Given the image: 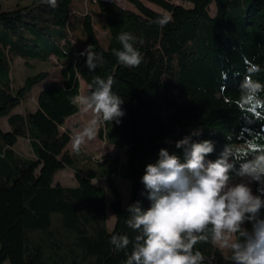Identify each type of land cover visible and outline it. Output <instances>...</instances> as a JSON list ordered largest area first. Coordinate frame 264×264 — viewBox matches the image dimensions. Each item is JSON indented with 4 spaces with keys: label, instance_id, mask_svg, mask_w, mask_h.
I'll return each mask as SVG.
<instances>
[{
    "label": "trees",
    "instance_id": "16d2710c",
    "mask_svg": "<svg viewBox=\"0 0 264 264\" xmlns=\"http://www.w3.org/2000/svg\"><path fill=\"white\" fill-rule=\"evenodd\" d=\"M127 1L134 9L115 0H86L96 9L83 10L79 16L73 9L75 0H58L56 8L41 0L7 9L0 5V264H124L140 234L129 226L133 213L126 209L137 201L142 210L150 206L141 177L145 166L159 159L161 148L183 160L184 148H176L179 140L209 139L214 152L206 158L215 161L226 146L235 151L253 139L264 144V121L247 123L236 106L225 103L219 94L220 86L226 85L225 95L239 96L245 56L260 65L253 78L264 83V0H185L190 6L148 0L160 11L143 0ZM211 5L216 7L215 15ZM95 10L99 18L104 16L103 37L96 28ZM163 15H170L172 21L161 27L155 21ZM76 28L84 38L81 49L72 35ZM121 32L137 37L134 46L143 56L139 67L126 68L113 54L114 48L122 50L117 39ZM89 45L97 54V66L91 71L86 66ZM53 57L62 66L61 79L44 86L36 110L15 112L50 75L41 70L26 76L18 87L15 61L22 59L36 69V63ZM222 71L227 79L221 78ZM109 75L116 81L113 92L124 98L125 114L118 118L119 124L101 123L100 135L124 150L127 160L110 157L96 170L81 171L76 168L78 158L68 150L72 132L62 128L81 111L80 102L73 100L82 95L80 80L91 96L97 87L94 77ZM20 137L29 141L32 156L14 149ZM255 155L235 154L229 162L239 169ZM65 169L75 173L76 186L54 183L56 173ZM118 176L131 181L127 204L115 183ZM231 177L230 181L242 179L235 170ZM98 178H105L107 185L96 184ZM253 186L257 194L261 185L253 181ZM109 209L116 216L113 230L107 226ZM259 218L264 219V208ZM241 227L251 230L247 221ZM211 229L209 225L196 234L208 240L198 241L193 254H203L200 264H235L232 251L225 256L212 242ZM112 235L128 236L127 248L111 245Z\"/></svg>",
    "mask_w": 264,
    "mask_h": 264
},
{
    "label": "clouds",
    "instance_id": "9594fccd",
    "mask_svg": "<svg viewBox=\"0 0 264 264\" xmlns=\"http://www.w3.org/2000/svg\"><path fill=\"white\" fill-rule=\"evenodd\" d=\"M41 2L58 7V0ZM171 21L170 15H163L155 23L164 27ZM117 39L122 50L114 48L112 51L118 63L126 68L139 67L143 56L134 46L137 37L131 32H121ZM85 51L86 66L94 70L97 54L91 45ZM243 62L246 71L239 96L233 99L225 95L226 85L220 86L219 94L225 103L236 106L247 123L264 121V98H261L264 83L253 78L261 71L260 65L246 56ZM221 78L227 79L226 71L221 72ZM93 82L97 87L91 96L73 98L101 117L100 121L92 120L91 126L72 138V150L77 154L86 141L96 138L97 124L113 121L119 124L118 118L125 114L121 108L124 98L113 92L114 77L96 76ZM261 131L264 132V126ZM190 139L186 136L176 143V148H184L183 161L176 153L170 154L161 148L159 159L145 166L141 183L148 190L150 206L142 210L137 201L126 209L133 213L129 226L140 234L135 237L134 248L124 264H200L203 254L199 251L193 254L192 249L198 241L208 240L207 236L196 234L204 232L209 225L212 226V242L221 249L230 248L235 264H264V219L259 218L264 208V144L253 139L235 151L232 146H226L219 158L206 164L205 158L214 152V143L209 139L190 143ZM247 153L257 155L241 163L239 169L229 162V156ZM234 170L237 176L248 178L249 183L229 187ZM251 181L261 185L257 194L253 193ZM246 221L251 224L250 231L241 227ZM109 243L116 249H124L130 241L128 236L112 235Z\"/></svg>",
    "mask_w": 264,
    "mask_h": 264
},
{
    "label": "rangeland",
    "instance_id": "374dc122",
    "mask_svg": "<svg viewBox=\"0 0 264 264\" xmlns=\"http://www.w3.org/2000/svg\"><path fill=\"white\" fill-rule=\"evenodd\" d=\"M31 0H0V5H3L4 8H9L12 6H15L17 3H27L30 2ZM119 5L129 8V9H134V6L128 2L127 0H115ZM149 7L160 11V7L157 6L156 4L149 2L148 0H143ZM173 2L177 4H183L185 6H190L185 0H172ZM94 8L96 9V6L94 4H88L86 0H75L74 4V12L76 13L77 16H79L83 10ZM98 10V9H97ZM210 12L212 15H215L217 10L215 5H211L210 7ZM98 13V11H97ZM76 16L72 18L73 23L76 21ZM94 18L96 20V28L101 37L105 36L106 30L102 29V23L100 19H104V16L102 15L100 18L96 15V10L94 12ZM73 39L76 42L75 46L77 49H81L84 47V38L82 36V31L80 28H76L73 33ZM15 67V84L16 86H20L24 83V79L28 75H34L40 72L41 70L48 71L50 73L49 78L45 80L43 83L38 84L37 86L34 87V89L31 91L29 94L28 99H26L22 105L17 107L15 109V112H26L29 110H36L37 109V99L40 91L46 86L47 84L50 83V81H55L61 79V68L62 66L59 64L58 60L53 57L49 62L46 63H36V66L34 69L33 67H29L25 61L22 59H17L14 63ZM81 96H87L86 91H87V85L86 83L81 79ZM80 102V101H79ZM81 104V111L67 119L64 127L62 129H69L72 132V138H74L77 134H80L83 132V130L86 127L91 126V121L92 120H97L100 121V116L94 112L93 109L87 107L86 105ZM3 127L5 129H8L7 121L6 118H3L2 120ZM99 128L98 134L96 138L92 141H86V143L82 146L81 151L79 154L75 153L72 150V144L70 143L68 146V150L71 153H74L76 157L78 158V163L76 164V168L78 170L83 171L84 167H88V169H98L99 164L103 163L106 158L110 157H116L120 156L122 157L123 161L127 160V155L124 150L120 149L116 145H112L106 142V140L100 135V127L101 123L96 125ZM14 149L24 155V156H32V148L28 140L20 137L18 139V142L15 144ZM178 155V154H177ZM182 160V159H181ZM183 161V160H182ZM209 160L208 158H205V163L207 164ZM61 183L63 185L67 186H76L77 185V179L75 176V173L70 170V169H65L61 170L56 173L55 178H54V183ZM94 182L98 185H107V180L105 178L101 179H95ZM249 183L248 178H242V179H236L232 180L229 182V187L235 185L236 183ZM115 183L122 192L123 196V204H127L128 201L130 200L131 196V181L123 178V177H116L115 178ZM250 186L253 190L254 193V186H253V181H251ZM111 198V195L109 196ZM116 223V216L112 210H108V220H107V226L109 230H113L114 225ZM235 239V237H233ZM223 255L228 256L231 252L230 248H224L222 249Z\"/></svg>",
    "mask_w": 264,
    "mask_h": 264
}]
</instances>
